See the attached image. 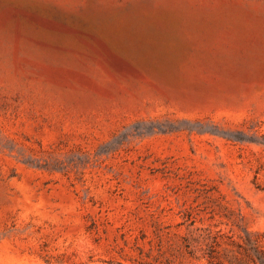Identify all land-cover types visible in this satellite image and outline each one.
<instances>
[{
  "label": "rangeland",
  "instance_id": "obj_1",
  "mask_svg": "<svg viewBox=\"0 0 264 264\" xmlns=\"http://www.w3.org/2000/svg\"><path fill=\"white\" fill-rule=\"evenodd\" d=\"M0 264H264V0H0Z\"/></svg>",
  "mask_w": 264,
  "mask_h": 264
}]
</instances>
